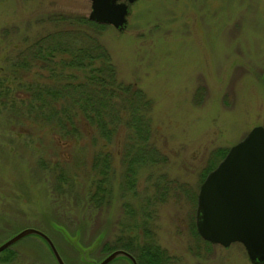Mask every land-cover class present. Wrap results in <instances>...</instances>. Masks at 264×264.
<instances>
[{
    "label": "rangeland",
    "instance_id": "obj_1",
    "mask_svg": "<svg viewBox=\"0 0 264 264\" xmlns=\"http://www.w3.org/2000/svg\"><path fill=\"white\" fill-rule=\"evenodd\" d=\"M127 5L122 26L97 22L91 31L110 53L117 79L136 82L152 101L147 138L136 139L139 152L148 153L130 169L121 161L135 150L126 142L129 128L119 139L91 128L80 139L64 138L28 110L21 81L40 80L41 71L14 66L20 50L53 29L55 16L87 17L91 0H0V242L35 227L66 264H93L118 236L155 241L164 264H264L250 260L239 241L203 239L195 225L206 174L253 126H264V0ZM101 150L111 164L105 190L92 198ZM71 237L95 245L87 251L91 260L82 259ZM0 264L56 261L42 238L29 234L0 252Z\"/></svg>",
    "mask_w": 264,
    "mask_h": 264
},
{
    "label": "trees",
    "instance_id": "obj_2",
    "mask_svg": "<svg viewBox=\"0 0 264 264\" xmlns=\"http://www.w3.org/2000/svg\"><path fill=\"white\" fill-rule=\"evenodd\" d=\"M53 19V29L34 38L25 51L20 50L14 58V66L21 70L27 68L37 72L38 68L41 71L42 79L21 81L23 90L29 95H26L28 110L35 119L54 123L64 138L80 139L84 129L87 132L91 128L106 140H111L113 135L119 139L121 132L129 128L131 131L125 136L129 138L126 142L128 145L131 143L135 150L129 153L126 150L121 161L127 162L130 169L134 161L145 160L148 153L139 152L136 139L147 138L151 99L136 82L126 83L117 79L110 53L99 33L91 31L100 23L76 14ZM109 161L111 155L107 151L101 150L94 156L93 167H96L94 169L100 178L92 198L105 190ZM129 169L127 171L131 174ZM117 238L115 244H105L103 252L121 247L135 256L137 264H164L155 241L141 242L131 236ZM100 245H103V240Z\"/></svg>",
    "mask_w": 264,
    "mask_h": 264
},
{
    "label": "water",
    "instance_id": "obj_3",
    "mask_svg": "<svg viewBox=\"0 0 264 264\" xmlns=\"http://www.w3.org/2000/svg\"><path fill=\"white\" fill-rule=\"evenodd\" d=\"M133 1L91 0L88 17L122 26L127 3ZM195 225L203 239L223 245L239 241L250 260L264 262V126H253L206 174L197 194ZM29 234L42 238L56 264H66L49 235L35 227L21 228L5 238L0 242V252ZM71 239L82 259L89 260L87 251L95 245L84 247L76 238ZM101 240L100 234L96 244ZM117 258L137 264L135 256L121 247L108 251L98 261L90 260L93 264H108Z\"/></svg>",
    "mask_w": 264,
    "mask_h": 264
}]
</instances>
